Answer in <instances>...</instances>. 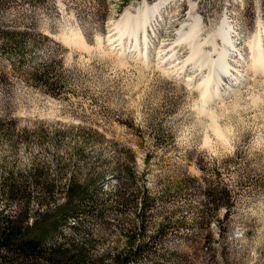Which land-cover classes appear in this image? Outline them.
Instances as JSON below:
<instances>
[{
	"label": "rangeland",
	"instance_id": "rangeland-1",
	"mask_svg": "<svg viewBox=\"0 0 264 264\" xmlns=\"http://www.w3.org/2000/svg\"><path fill=\"white\" fill-rule=\"evenodd\" d=\"M145 1L154 0H0V180L12 170L32 183L53 182L60 204L70 183L93 182L99 210L88 212L87 202L79 226L63 234L91 237L97 264L101 257L116 264L112 254L127 250V232L142 223L130 264H264V75L205 105L227 131L220 138L198 110L199 93L162 73L154 52L146 67L96 47L98 35ZM189 1H172L155 19L150 34L163 52L189 22ZM192 1L202 36L228 19L245 36L248 60V41L264 26V0ZM74 30L91 48L64 42ZM9 31L22 35L15 40ZM124 38L131 50L134 41ZM182 47L168 66L189 56ZM229 60L231 72L245 73L243 58ZM34 195L36 210L43 188Z\"/></svg>",
	"mask_w": 264,
	"mask_h": 264
},
{
	"label": "bare ground",
	"instance_id": "bare-ground-1",
	"mask_svg": "<svg viewBox=\"0 0 264 264\" xmlns=\"http://www.w3.org/2000/svg\"><path fill=\"white\" fill-rule=\"evenodd\" d=\"M172 1L174 0H154L151 3L145 1L135 13L127 11L119 20L113 23L107 36H97L96 47L104 50L105 53L115 55L120 61L132 59L146 67L154 63V61L151 62L154 52L157 57L155 64L162 73L174 75L176 78H183L187 86H191L194 91L199 93L202 106L198 110L211 116L215 133L220 138H225L227 135L226 129L218 125L215 121V112L207 109L205 105L211 101L223 100L230 93L235 94L240 91L246 77H253L256 74L264 75V26L255 32L248 41L250 56L248 60H245L240 49L243 36L237 31L232 35L233 27L228 19H223L215 30L202 36L203 20L195 12V3L190 0L189 22L179 31L175 46L167 52H163L161 48L154 45L150 32H153V27L156 29L159 26L155 19L161 14L166 5H169ZM161 18H165V16L162 15ZM124 36L130 37L134 41L131 50L126 48ZM104 41L109 45L108 48L104 46ZM64 42L77 44L88 49L91 48V45L85 41L81 30L69 31L64 36ZM207 45L212 47L211 50H206ZM177 46H180L181 49L182 46L188 48L189 56L182 62L168 66L171 63V58L176 54L175 47ZM230 52L234 54L235 58L241 57L244 59V74L239 75V70H235L238 75L231 72L232 65L229 56H232V54ZM189 66H192L193 69L196 68L198 71L200 70L201 73L194 74L192 68L188 69ZM205 70H208V72L204 74ZM229 77L233 84L230 89H226L224 83Z\"/></svg>",
	"mask_w": 264,
	"mask_h": 264
},
{
	"label": "trees",
	"instance_id": "trees-1",
	"mask_svg": "<svg viewBox=\"0 0 264 264\" xmlns=\"http://www.w3.org/2000/svg\"><path fill=\"white\" fill-rule=\"evenodd\" d=\"M9 32L15 40L22 35L18 31ZM21 48L22 44L17 40L15 50L21 51ZM36 78L41 82L39 77ZM35 171L42 172L41 169ZM36 178L32 183L22 174L6 170L0 180V264H97L90 254L91 237H83L77 242L74 237L63 234L66 227L79 226V214L85 212L87 202L88 212L99 210L91 192L94 183H70L66 201L60 204L54 197L55 183L41 182ZM38 187L43 188L45 197L41 201L38 199L39 208L34 210L31 205L35 199L34 190ZM141 199L142 209L151 205V198L146 193ZM12 205L15 209L10 212L8 208ZM142 226L143 223L127 232V250L112 254L116 264H130L138 256L137 252L129 250L138 240ZM140 248L138 245L137 251ZM98 260L103 264L105 258Z\"/></svg>",
	"mask_w": 264,
	"mask_h": 264
}]
</instances>
